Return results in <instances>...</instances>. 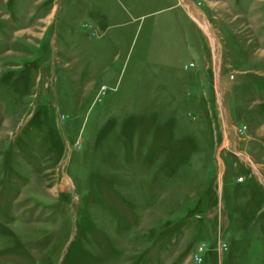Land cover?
<instances>
[{
  "label": "rangeland",
  "instance_id": "rangeland-1",
  "mask_svg": "<svg viewBox=\"0 0 264 264\" xmlns=\"http://www.w3.org/2000/svg\"><path fill=\"white\" fill-rule=\"evenodd\" d=\"M0 264H264V0H0Z\"/></svg>",
  "mask_w": 264,
  "mask_h": 264
}]
</instances>
